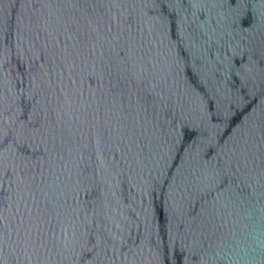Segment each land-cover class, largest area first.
<instances>
[{
	"label": "water",
	"instance_id": "95a60500",
	"mask_svg": "<svg viewBox=\"0 0 264 264\" xmlns=\"http://www.w3.org/2000/svg\"><path fill=\"white\" fill-rule=\"evenodd\" d=\"M0 264H264V0H0Z\"/></svg>",
	"mask_w": 264,
	"mask_h": 264
}]
</instances>
